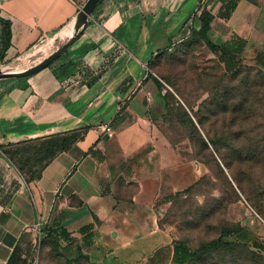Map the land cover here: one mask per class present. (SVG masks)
I'll return each mask as SVG.
<instances>
[{
	"label": "crops",
	"instance_id": "1",
	"mask_svg": "<svg viewBox=\"0 0 264 264\" xmlns=\"http://www.w3.org/2000/svg\"><path fill=\"white\" fill-rule=\"evenodd\" d=\"M86 2L0 0V33L10 29L4 60L71 28ZM203 9L212 15V45H245L242 57L264 64V0H101L55 66L0 83V148L84 131L25 184L0 150V264H33L38 241L51 229H63L69 238L62 251L86 264H173L175 241L162 218L181 165L170 148L161 155L145 104L158 96L145 89L153 84L145 66L160 40L140 45L124 34L150 32L144 19L160 34L165 19L169 38H189ZM113 35L126 53L82 90L80 81L103 65ZM129 70L131 86L124 88ZM117 115L124 118L113 124ZM111 124L112 136L94 132ZM239 196L230 211L242 229L235 236L264 254V192L261 210Z\"/></svg>",
	"mask_w": 264,
	"mask_h": 264
},
{
	"label": "rangeland",
	"instance_id": "2",
	"mask_svg": "<svg viewBox=\"0 0 264 264\" xmlns=\"http://www.w3.org/2000/svg\"><path fill=\"white\" fill-rule=\"evenodd\" d=\"M144 22L150 32L124 34V38L140 45H146V40L148 44L160 40V47L150 52L145 66L153 79L145 89L158 92V96L145 104L150 107L161 155L167 157L170 148L181 165L176 175L177 192L162 224L171 228L175 244L193 254L187 264H264V254L232 240L230 212L236 189L246 198L264 192V73L250 58L222 63L210 41L198 36L173 40L164 31V24L157 34L151 32L156 28L151 19ZM61 37L36 45L18 59H0V68L20 70L38 64L63 43L65 38ZM107 42L105 45L111 47L103 65L88 71L85 82L80 81L82 90L101 78L104 67L114 65L126 53L114 35ZM60 56L44 69L55 66ZM128 76L124 88L131 86V72ZM23 78L0 79V83ZM83 132L76 133L81 137ZM62 135L1 148L21 183L36 180L43 166L60 153L50 156L47 150L60 147L66 137ZM213 242L216 244L211 245ZM62 245L57 231L42 236L33 264H86L81 256L65 255Z\"/></svg>",
	"mask_w": 264,
	"mask_h": 264
},
{
	"label": "trees",
	"instance_id": "3",
	"mask_svg": "<svg viewBox=\"0 0 264 264\" xmlns=\"http://www.w3.org/2000/svg\"><path fill=\"white\" fill-rule=\"evenodd\" d=\"M200 20L202 22V25H201L200 29L198 31H192L190 37L198 36V37L206 40L209 43V40H208V37H207V33L209 31V26H210V22L212 20V15L209 12H207L205 9H203L201 14H200ZM9 40H10V29H9V26H7V27L5 26L2 29V32L0 33V59H2V60L4 59L5 51L7 50L8 46H9ZM244 46L245 45H236V47H234L232 45H220V46H216L215 50L218 53L219 61L222 62V63L228 64V62H230V61L231 62H235V61L239 62V60H241L243 58L242 55H243V52H244ZM153 57L154 56H152L151 58H153ZM255 62L256 63L254 64V66L257 67L258 69H260L264 73V64H259L260 63V58L257 57ZM123 118H124L123 115H121V116L117 115L115 117V119L113 120V124L115 122H119L120 120H123ZM196 125H197V123H196ZM196 125H195V127H196ZM198 125H200L199 122H198ZM76 132L77 131L64 133V135H62V136H66V137L62 140L61 146L60 147L56 146L54 148L50 147V149L47 150V153L50 156H52L56 152L66 151L72 144H74L80 138ZM40 140H42V139H37V140H34V141H40ZM25 143H27V142H25ZM2 147L5 148L7 146H2ZM1 148H0V150H1ZM1 153L4 154L6 156V158L9 160V158L5 154V152L1 151ZM220 162H221V159H220ZM222 162H223V160H222ZM224 167L227 170H229V168L227 166H224ZM234 183L237 184L235 181H234ZM235 192H236V194H235L234 201L240 199L239 193H241L238 189H236ZM241 194L244 196V198L247 201H249L251 204H253L254 207L260 209L259 206H260V202L262 201L259 198V196H261V192L260 191L257 192L256 194L251 195L250 198H246V196L243 193H241ZM231 223L233 225V230L231 232L232 233V238H233L232 240L234 242H238L240 244L246 245L248 248L253 250L247 243H244V242H242V241H240V240H238L236 238L235 235L238 234L239 232H241L242 229H241V227L238 224H234L233 222H231ZM56 231L61 233V237H62L63 240H66V239L69 238L68 234L63 229H51V230H49L48 234H46V235L50 236L53 232H56ZM224 235L225 234L223 233L222 238L224 237ZM215 244H216V242L211 243V245H215ZM253 251H255V250H253ZM255 252H257L259 254H262L260 251H255ZM192 257H193V254L189 250H187L183 245H181L179 243L175 244V246H174V255H173V264H187Z\"/></svg>",
	"mask_w": 264,
	"mask_h": 264
},
{
	"label": "water",
	"instance_id": "4",
	"mask_svg": "<svg viewBox=\"0 0 264 264\" xmlns=\"http://www.w3.org/2000/svg\"><path fill=\"white\" fill-rule=\"evenodd\" d=\"M100 1L101 0H87L79 10L74 25L71 28L62 31L60 36H62L61 38H65L63 43H61L55 51L51 52L41 62L28 69H20L17 72H7L5 70L6 67L0 68V79L29 77L47 67L75 41L77 35L82 31Z\"/></svg>",
	"mask_w": 264,
	"mask_h": 264
},
{
	"label": "built area",
	"instance_id": "5",
	"mask_svg": "<svg viewBox=\"0 0 264 264\" xmlns=\"http://www.w3.org/2000/svg\"><path fill=\"white\" fill-rule=\"evenodd\" d=\"M94 132L98 134L100 133L107 134L109 136H112L114 134V130L109 125H98L97 127L94 128Z\"/></svg>",
	"mask_w": 264,
	"mask_h": 264
},
{
	"label": "bare ground",
	"instance_id": "6",
	"mask_svg": "<svg viewBox=\"0 0 264 264\" xmlns=\"http://www.w3.org/2000/svg\"><path fill=\"white\" fill-rule=\"evenodd\" d=\"M5 70H6L7 72H17V71H19V70H17V69L14 68V67H6Z\"/></svg>",
	"mask_w": 264,
	"mask_h": 264
}]
</instances>
